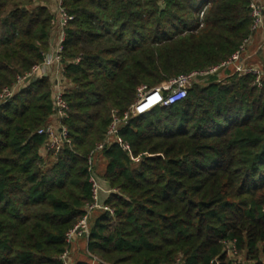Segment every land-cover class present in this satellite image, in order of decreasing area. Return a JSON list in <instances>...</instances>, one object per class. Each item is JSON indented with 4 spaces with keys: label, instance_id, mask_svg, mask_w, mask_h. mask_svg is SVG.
<instances>
[{
    "label": "trees",
    "instance_id": "16d2710c",
    "mask_svg": "<svg viewBox=\"0 0 264 264\" xmlns=\"http://www.w3.org/2000/svg\"><path fill=\"white\" fill-rule=\"evenodd\" d=\"M54 1L0 0V95L45 61ZM250 1L64 0L74 17L61 53L72 143L42 154L50 74L0 105V264H63L67 233L92 201L88 155L113 114L141 85L228 61L252 33ZM257 59L264 68V47ZM253 80L227 67L199 75L183 100L120 125L131 152L109 143L94 163L117 191L107 201L115 215L93 213L87 259L74 264H233L224 242L234 239L264 264V90Z\"/></svg>",
    "mask_w": 264,
    "mask_h": 264
},
{
    "label": "built area",
    "instance_id": "2783aa9c",
    "mask_svg": "<svg viewBox=\"0 0 264 264\" xmlns=\"http://www.w3.org/2000/svg\"><path fill=\"white\" fill-rule=\"evenodd\" d=\"M250 10L252 17V33L248 36L240 45L239 49L233 53L231 58L223 62L222 64L212 67L205 71H194L187 74L180 75L169 81L158 84L155 87H148L147 85H141L138 88L137 99L131 105V107L123 114L119 115L118 112L113 114V122L110 126L106 140L96 146L94 150L88 155V164L92 189V201L87 204L84 216L74 225L66 236V242L68 247L64 253L60 256V261L63 264H74L73 259V246L80 240L89 242L91 234L90 219L94 212L104 211L110 216L115 215V210L111 207L107 201L112 194L117 193L116 189H111L104 186L103 181L99 178V175L94 169L95 158L98 152L102 151L106 144L118 142L131 152V146L124 142L121 137L117 135L120 125L127 123L130 118L145 114L158 106H171L187 97L189 89L192 87L195 79L199 75H206L217 72L220 68L232 67L233 74L238 75H252L253 83L259 89L264 90V68L257 63L249 62V56L247 51L250 45L253 43L255 35L264 30V3L258 0L250 1ZM57 19L55 24L58 27V34L56 39V49L53 55H46L45 61L36 66L30 73L25 76H19L16 83L11 87H6L0 95V105L11 99L16 93L23 89L27 84V78L39 79L50 74V66L58 63L61 70H58V75L53 79L54 81V108L55 113L52 118L38 130V134L46 137L45 144L42 148V154L47 157L48 155L57 156L67 144H71L70 131L65 124V119L69 116L70 105L65 97L68 83L66 81L64 72V66L62 64V51L63 43L66 39V27L68 23L73 20V16L70 15L64 7V0H57L56 2ZM201 12V16L203 15ZM81 58L74 60L75 63H79ZM54 119V120H53ZM141 157L134 158L139 161ZM225 260L232 262L233 264H251L250 260L245 258V254L237 247L236 240L225 241ZM223 259L216 257L211 260L210 264H221ZM264 263V259H263ZM91 264H106L98 257H93ZM175 264H184V261L178 259Z\"/></svg>",
    "mask_w": 264,
    "mask_h": 264
},
{
    "label": "rangeland",
    "instance_id": "374dc122",
    "mask_svg": "<svg viewBox=\"0 0 264 264\" xmlns=\"http://www.w3.org/2000/svg\"><path fill=\"white\" fill-rule=\"evenodd\" d=\"M163 6V5H162ZM56 21V20H55ZM260 32V31H259ZM258 32V33H259ZM57 34H58V27H57V25L55 24V22H54V27H53V29H52V42H53V40H54V44H53V46H51V50L49 51V53L47 54V55H51V53H52V55H53V52L55 51V49H56V39H57ZM257 64H260V61L257 59V54L256 55H254V58H252ZM261 65V64H260ZM56 67L59 71L61 70V68L59 67V65H58V63H55V64H53V65H51L50 66V70L53 68V67ZM99 169H100V171H102L103 172V167H102V165H100V167H99ZM98 172V171H97ZM98 174V173H97ZM99 175V174H98ZM99 178L103 181V184H104V186H107V187H109V188H111V189H115V188H112L110 185H108V183L99 175ZM84 242H85V244H84ZM84 242H77V244L76 245H74V250H73V259H74V261H78L79 259H87L86 258V252H84L85 251V247L87 246V244H88V242L87 241H85L84 240Z\"/></svg>",
    "mask_w": 264,
    "mask_h": 264
},
{
    "label": "crops",
    "instance_id": "0c3cea01",
    "mask_svg": "<svg viewBox=\"0 0 264 264\" xmlns=\"http://www.w3.org/2000/svg\"><path fill=\"white\" fill-rule=\"evenodd\" d=\"M258 1L261 2V3H264V0H258ZM55 6H56V2L53 3L52 7L55 9L56 8ZM53 44H54V40L52 42V46H53ZM263 47H264V30H261L259 33H257L255 35V38L253 40V43L248 48V51H247V54L246 55L249 56V58H250L249 59V62L256 63L252 58H254V55L258 54L259 51L261 49H263ZM228 70H230L231 73L233 74V68L232 67H228ZM50 75H51L52 79H55V77L58 75V69L55 66L50 70ZM222 75H228V74H226V73L223 72ZM81 241L82 240L78 241V243L81 242Z\"/></svg>",
    "mask_w": 264,
    "mask_h": 264
},
{
    "label": "water",
    "instance_id": "95a60500",
    "mask_svg": "<svg viewBox=\"0 0 264 264\" xmlns=\"http://www.w3.org/2000/svg\"><path fill=\"white\" fill-rule=\"evenodd\" d=\"M222 69H223V68H220V69L218 70V72L221 71ZM30 80H31V78L28 77L26 81L29 82Z\"/></svg>",
    "mask_w": 264,
    "mask_h": 264
}]
</instances>
